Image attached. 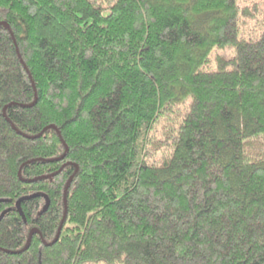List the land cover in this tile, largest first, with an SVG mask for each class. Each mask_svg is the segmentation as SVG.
Here are the masks:
<instances>
[{"label": "trees", "instance_id": "16d2710c", "mask_svg": "<svg viewBox=\"0 0 264 264\" xmlns=\"http://www.w3.org/2000/svg\"><path fill=\"white\" fill-rule=\"evenodd\" d=\"M253 8L0 0V264H264V154L248 151L264 136V0ZM254 12L260 34L239 37Z\"/></svg>", "mask_w": 264, "mask_h": 264}, {"label": "rangeland", "instance_id": "374dc122", "mask_svg": "<svg viewBox=\"0 0 264 264\" xmlns=\"http://www.w3.org/2000/svg\"><path fill=\"white\" fill-rule=\"evenodd\" d=\"M262 0H238V2L240 3V5H248L249 7H251V9L254 10L253 6L255 2H261ZM259 7V5L257 6ZM252 10V11H253ZM251 11V12H252ZM259 21H260V16L258 15V13L254 12V16H250V17H246L243 18V22H239L238 23V29H239V33L238 36H250V35H259L261 32V26L259 25ZM231 50L230 49H226V50H213L212 55H214L216 53V56H222L225 58H229L231 56ZM190 99H187L185 104H183L179 109V115H183L186 112L187 106L189 105L187 101H189ZM171 126V121L163 118L161 119L157 126L156 129L154 131V136H153V144H151L150 146V152L152 155H150V160L152 162H160L161 158L163 157V151H162V143H163V139H165V135H166V131L169 129V127ZM248 151L251 155H263L264 154V136H261L257 139H254L250 142L249 146H248ZM85 264H108L107 262L104 261H100V262H89V263H85ZM118 264V263H115ZM121 264V263H119Z\"/></svg>", "mask_w": 264, "mask_h": 264}, {"label": "water", "instance_id": "95a60500", "mask_svg": "<svg viewBox=\"0 0 264 264\" xmlns=\"http://www.w3.org/2000/svg\"><path fill=\"white\" fill-rule=\"evenodd\" d=\"M0 24L3 25V26H4L5 28H7V29L9 28L8 25H7L6 23H4V22H2V23H0ZM63 157H64V154H63L61 157H59V158H57V159H55V160L62 159ZM70 181H71V178L68 180L67 185H66L65 190H64V208H65V210H64V216H63V219H62V221H61V224H60L59 227H58V230H57V233H56V235H55V238H54L50 243H45V242H43V243L46 244V245H51V244H52L53 242H55V241L58 239V237H59L60 230H61V227H62V223H63L64 217H65V215H66V192H67V189H68V186H69ZM38 195L43 196V197L45 198V204H44V206H43L42 209H41V212H44V211L47 209L48 205H49V199H48V197H47L45 194H41V193H38V194H35V195H32V196H38ZM27 198H29V197H23V198H20V199L16 202V208H17L19 214H20L23 218H24V215H23V213H22V211H21V208H20V202H21L22 200H24V199H27ZM3 214H4V212L0 215V218L3 216ZM35 233H38V234H39V231H38L36 228H33V229L30 230L29 235H28V239H27V242H26V245L24 246V248H27V246H28L29 243H30V240H31L32 235L35 234Z\"/></svg>", "mask_w": 264, "mask_h": 264}]
</instances>
